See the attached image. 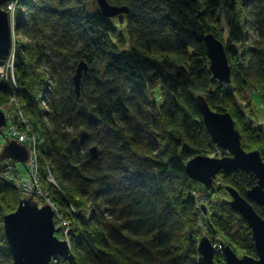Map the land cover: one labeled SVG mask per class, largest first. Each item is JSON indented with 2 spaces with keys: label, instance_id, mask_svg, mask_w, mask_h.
Listing matches in <instances>:
<instances>
[{
  "label": "trees",
  "instance_id": "obj_1",
  "mask_svg": "<svg viewBox=\"0 0 264 264\" xmlns=\"http://www.w3.org/2000/svg\"><path fill=\"white\" fill-rule=\"evenodd\" d=\"M10 1L23 39L16 42L15 33L8 55H0L2 64L12 60L14 75V82L8 75L0 83V107L14 97L26 119L27 126L15 113L13 121L36 143L35 200H46L68 224L72 263L197 264L190 192L204 186L190 180L184 167L206 150H220L195 97L202 95L213 111L228 112L242 149L259 151L264 161V130L249 124L236 98L251 90L264 104V0H106L128 10L111 19L88 0ZM123 20L126 36L116 27ZM206 34L222 43L225 37L228 85L209 72ZM80 62L86 70L77 96L73 76ZM3 164L0 264H12L2 219L21 195L3 177ZM9 164L12 178L25 175ZM218 175L243 197L256 184L240 169ZM209 226L255 256L246 222L227 203ZM219 257L215 252L214 260Z\"/></svg>",
  "mask_w": 264,
  "mask_h": 264
},
{
  "label": "water",
  "instance_id": "obj_2",
  "mask_svg": "<svg viewBox=\"0 0 264 264\" xmlns=\"http://www.w3.org/2000/svg\"><path fill=\"white\" fill-rule=\"evenodd\" d=\"M10 0H0V55H8L12 45L10 19L1 7ZM101 14L108 19L127 14L124 6L110 5L106 0H95ZM16 33L17 28L14 29ZM208 69L213 79L219 83H230L231 68L226 51L221 41L212 34L203 37ZM86 65H77L73 84L79 96L81 74ZM202 124L213 144L227 153L221 157L198 155L190 159L184 167L186 176L206 188H211L213 178L219 172L242 170L256 180V184L241 196L235 189L225 186L230 196L229 206L246 222L254 245L255 257H237L230 247L223 251V264H264V216H261L251 200L264 215V161L257 150L245 152L240 146V134L234 127L228 112L221 113L210 109L202 95L195 97ZM6 118L0 109V136L5 139L3 128ZM92 159L98 156L96 147L89 149ZM10 160L21 165L26 164L28 152L25 146L14 140L6 141L0 152V161ZM54 210L49 204L39 206L33 195L21 198L15 211L6 214L2 219V230L8 245L12 264H48L53 256H64L69 251V244L56 237L60 229L53 221ZM197 264H215L213 245L207 237H201L197 243Z\"/></svg>",
  "mask_w": 264,
  "mask_h": 264
},
{
  "label": "rangeland",
  "instance_id": "obj_3",
  "mask_svg": "<svg viewBox=\"0 0 264 264\" xmlns=\"http://www.w3.org/2000/svg\"><path fill=\"white\" fill-rule=\"evenodd\" d=\"M89 4H91L92 2H96L95 0H88ZM10 2V1H9ZM9 2H6V12L8 14V16H12L13 19H11L10 21V26H11V33L14 36V32H15V25H14V20L16 18V10H14L15 5L13 3V6L10 7V9L7 7V4ZM3 6V5H2ZM2 8V7H1ZM4 10V9H3ZM18 14V13H17ZM123 24H119L116 25L118 33L121 34L122 36H126V26H125V20H123ZM221 27L224 28V24L221 21ZM12 36V42L14 41ZM22 35H21V31L17 30L16 31V42H21L22 41ZM126 40V37L124 39V41ZM127 41V40H126ZM225 37L223 39V45L226 46L225 44ZM9 69V74L12 76V78H14L13 75V65L11 67H8ZM7 74V64H4V66L0 67V74ZM251 91V90H250ZM249 90H245L243 93H241L240 95L236 96L237 98V102L239 104V108L241 109L242 113H244L245 117L249 118V124L255 125V126H259L264 130V104L263 101L260 97L259 94H251ZM18 103V102H17ZM1 109L4 110L5 112V117L7 115H11L14 118V114L17 113L18 114V120L20 121V117L19 114H21V111L19 109V105L17 104V106H15L12 102H10V99L7 103L6 106H2L0 107ZM10 116V118H11ZM16 130H19V128H16ZM3 132L6 133L7 135H5V139L3 141V143L0 145V152L2 151L3 146L5 145L6 141H10V140H14L16 142H18L19 144L20 141L17 139L16 137V132L14 133H9L8 134V127L3 128ZM23 146H25L24 144H21ZM26 148V147H25ZM27 152H29V150L26 148ZM220 150V149H219ZM253 149H246V151H252ZM221 151V152H220ZM219 152L215 150H206L203 154L204 156H209V157H221V153H224L225 155H227V153L223 150H220ZM224 155V156H225ZM7 161V160H4ZM10 161V160H9ZM28 162V160H27ZM26 162V163H27ZM12 165L16 168H18L19 170H22V172L27 175V172L25 171V168L16 162H12ZM11 171L13 170L12 167H10ZM15 173V172H13ZM25 177V176H24ZM20 176L15 175L13 176V179H16L17 181H19ZM53 183V182H52ZM24 186H27L24 185ZM224 185L222 184V181L219 177V175H216L215 178H213L212 181V186L211 188L208 190H205V187H203V189L200 188H192L191 192H190V196L192 197L193 201H194V205H193V213H195L196 215V227L198 230V234H197V238L199 241V239L201 237H207L210 242L213 245V249H214V253H218V251L215 250L214 245L218 246L221 248L222 251H224L225 247H230L231 250L235 253V255L237 257H241V256H250V257H255L254 255L249 254V250L248 248L244 247V245L241 244H236L232 237L230 235H223L221 233H217V234H212L210 231V221L213 220L215 217H217L220 214V209L222 207L223 204L227 203L231 200L230 196L228 195V193L224 190ZM20 192L19 194L21 195V198H25L28 197L30 195L33 194L34 199L37 198L38 195H40V190L38 188L34 189V187H32V189L30 190V192L26 193V192H22L20 189H18ZM39 192V193H38ZM37 200V199H36ZM39 206H42L43 204H49L52 209L54 210V216L55 217V221H57V223H55V227L60 229L58 235H56V237L58 239L61 240L60 238V234L62 233L61 231L64 228V224L65 226L68 224L61 219V216L59 215V213L57 212V210H55V208H53V206L48 203L46 200L45 202L42 203H38ZM229 205V204H228ZM17 208V207H16ZM219 256H223L222 254H218ZM216 259V258H215ZM214 260V258H213ZM215 264H223V258H220L215 261Z\"/></svg>",
  "mask_w": 264,
  "mask_h": 264
},
{
  "label": "built area",
  "instance_id": "obj_4",
  "mask_svg": "<svg viewBox=\"0 0 264 264\" xmlns=\"http://www.w3.org/2000/svg\"><path fill=\"white\" fill-rule=\"evenodd\" d=\"M11 6H13V2L10 1L7 4V7L10 9ZM11 19H13V18L11 17ZM14 36H15V33H14ZM14 36H13V39H14ZM12 65H13V62H12V60H10L7 63V74L5 75V77H4L3 73L0 74V83H3L4 81H6L8 79V75L10 76L11 81L14 82L12 76L9 74V69H8V67H11ZM2 66H4V64L0 63V67H2ZM9 99H10V102H12L15 106H17L18 103L14 97H10ZM1 110L5 114L4 110L3 109H1ZM10 116L7 115L5 117L6 118L5 128L8 127V134L18 131L16 133L17 139L20 141L21 144H24L25 147L29 150L28 162L26 163V165L31 169V171L27 175H21L19 178V181H17L16 179H13L10 175V171H11L10 167H12V166L9 164V162H11V161L7 160V161H4V164L2 166V173H3V177L6 178L7 180L12 181L13 185L16 188L20 189L22 192L24 191L26 193L27 192L29 193L30 190L32 189V187H34V189L37 188V184H36V179H37V174H36V171H37L36 143H35L34 138L27 137L28 135L25 134V132H21L19 130H16L17 126L13 121L14 118L12 116L10 118ZM19 117H20V121L18 120V114L16 113L17 121H19L22 124H24L25 126H27L26 125V119L22 116V114H19ZM4 135H7V134L4 133ZM26 184H27V186H24ZM61 232H62L60 234L61 240H65L68 242V239H67L68 226L67 225L65 226V224H64V228ZM68 244H69V242H68ZM214 248L216 251H218V254L223 253V251L221 250L220 247L214 245ZM48 264H73L72 263V256L70 254V246H69V251L66 255H64V256H53V257H51Z\"/></svg>",
  "mask_w": 264,
  "mask_h": 264
}]
</instances>
